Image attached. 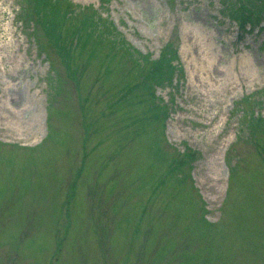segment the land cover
Segmentation results:
<instances>
[{
    "label": "rangeland",
    "instance_id": "rangeland-1",
    "mask_svg": "<svg viewBox=\"0 0 264 264\" xmlns=\"http://www.w3.org/2000/svg\"><path fill=\"white\" fill-rule=\"evenodd\" d=\"M21 1L0 0V264H264V136L238 130L264 120V0H67L116 37L86 49ZM164 50L166 140L130 58Z\"/></svg>",
    "mask_w": 264,
    "mask_h": 264
},
{
    "label": "trees",
    "instance_id": "trees-1",
    "mask_svg": "<svg viewBox=\"0 0 264 264\" xmlns=\"http://www.w3.org/2000/svg\"><path fill=\"white\" fill-rule=\"evenodd\" d=\"M61 1H64V6H62ZM21 2H23V8L22 12H20V16L23 24L27 25L32 21L37 25H41L47 36L48 44L50 45L57 44L59 48L65 49V43L67 46H70L72 42V40L68 39V34H70L80 49H86L89 42L100 40L109 42L112 40V36H114L111 28L102 20L103 17L101 14L95 12V9H91V12H84L83 9L79 11L73 9L68 11L70 3L67 0H22ZM241 10V7L238 9L231 7V17L237 20V24H239L241 28L247 30V28H244L245 24L242 23L241 19H247L248 16L241 18ZM74 11L75 19L71 15ZM61 23H63L64 26L60 27ZM115 41L116 37L114 36V42ZM262 42H264V39ZM38 44H40V42ZM90 50H92V48H90ZM175 55V51L169 52L164 50L155 60H149L148 55L144 56L142 63L133 60L132 55H130L131 61L135 63L139 74V79L135 84L137 89L142 90V93L139 95V100L147 104L144 112L145 115L141 119V123L144 125L148 122L153 123V119L158 120L159 134L165 140L164 121L167 117V113H165L167 110L162 108L161 104L156 102L153 98L154 94L152 87L155 82L160 84L163 81L162 79H168L173 76L176 70V66L172 64ZM176 58H178L177 55ZM177 69L181 72V68ZM261 117L260 113H256L253 108H245L241 118H239L242 127L238 129L239 133H244L243 128H246V140L251 143H254L258 136H264V120ZM157 143H159L158 140L153 142V154L155 157H161L163 153ZM188 153L189 155L186 157L184 154H181V158L179 157L176 163L171 161L168 164L171 166V170L181 168L186 160V169L189 172L188 168L191 166L189 163L193 159V152L188 151ZM229 173H234L233 166L230 167Z\"/></svg>",
    "mask_w": 264,
    "mask_h": 264
},
{
    "label": "bare ground",
    "instance_id": "bare-ground-1",
    "mask_svg": "<svg viewBox=\"0 0 264 264\" xmlns=\"http://www.w3.org/2000/svg\"><path fill=\"white\" fill-rule=\"evenodd\" d=\"M212 79V76L210 77ZM207 79V78H206Z\"/></svg>",
    "mask_w": 264,
    "mask_h": 264
}]
</instances>
